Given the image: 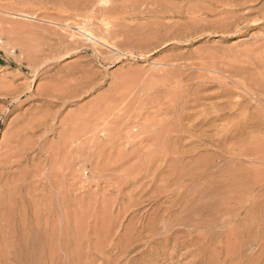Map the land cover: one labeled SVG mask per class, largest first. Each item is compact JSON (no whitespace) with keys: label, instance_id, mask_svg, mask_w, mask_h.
<instances>
[{"label":"rangeland","instance_id":"obj_1","mask_svg":"<svg viewBox=\"0 0 264 264\" xmlns=\"http://www.w3.org/2000/svg\"><path fill=\"white\" fill-rule=\"evenodd\" d=\"M219 1L0 0V264H264V0Z\"/></svg>","mask_w":264,"mask_h":264},{"label":"bare ground","instance_id":"obj_2","mask_svg":"<svg viewBox=\"0 0 264 264\" xmlns=\"http://www.w3.org/2000/svg\"><path fill=\"white\" fill-rule=\"evenodd\" d=\"M213 1V0H212ZM235 1V0H234ZM94 2V1H93ZM215 2V1H214ZM222 2V1H221ZM221 2L218 0V2L217 3H220L221 4ZM232 2H233V0H232ZM213 4V3H212ZM223 4V3H222ZM184 6V5H183ZM205 8V7H204ZM203 8V9H204ZM224 8V7H223ZM228 8V7H227ZM195 9V8H194ZM201 9V8H200ZM203 9H202V11H203ZM207 9H210V8H208L207 6H206V10ZM73 10V9H72ZM188 11V10H187ZM228 11V10H227ZM195 12V11H194ZM199 12L200 11H198V14H199ZM212 12H214V9H213V11ZM210 13H211V10H210ZM195 14H196V12H195ZM198 14L196 15V16H194V17H197L198 16ZM201 14H202V12H201ZM201 14H199V16L201 15ZM163 16V15H162ZM165 16V15H164ZM159 17V16H158ZM193 17V18H194ZM189 18V17H188ZM199 18V17H198ZM202 18V17H201ZM224 18H225V16H224ZM74 19V18H73ZM76 19V18H75ZM191 19V18H190ZM80 20V19H79ZM82 20H83V18H82ZM81 20V21H82ZM84 21V20H83ZM191 21V20H190ZM200 21V20H199ZM85 22V21H84ZM196 22V21H195ZM59 23V22H58ZM106 23V22H105ZM194 23V22H193ZM68 24V23H67ZM72 24V23H71ZM83 24V23H82ZM81 24V25H82ZM85 24V23H84ZM87 24V23H86ZM89 24V23H88ZM199 24V23H198ZM69 25H70V23H69ZM76 25H78V22L76 23ZM83 26V25H82ZM81 26V27H82ZM85 26H88V25H85ZM84 26V27H85ZM89 26H91L90 24H89ZM88 26V27H89ZM86 28V27H85ZM91 29H93V28H91ZM91 29H84L83 31H85L84 32V34L86 35V36H89L91 33H92V30ZM106 30V29H105ZM94 33V32H93ZM94 34H96L97 35V37H99V40L100 41H102V42H104L107 46H113V47H116L117 46V44H118V41H117V38H119L118 37V35L115 33V32H111V31H109L108 32V34H107V32H106V34L104 33L103 34V32L102 31H100L99 30V32H97V33H94ZM62 43V42H61ZM51 44V43H50ZM60 46V45H59ZM27 49V48H26ZM40 50V49H39ZM32 51V50H31ZM42 51V50H41ZM46 51V50H45ZM26 52V51H25ZM129 52H131L132 53V51H129ZM34 53V52H33ZM32 55V54H31ZM34 55V54H33ZM37 56H38V54H37ZM39 57V56H38ZM38 57H37V59H38ZM32 59V58H31ZM40 59V58H39ZM39 61V63H40V60H38ZM36 64V63H35ZM43 64V63H42ZM36 73V72H35ZM263 75V74H262ZM263 78V77H262ZM9 93V92H8ZM51 127V126H50ZM123 216V215H122ZM124 217V216H123ZM165 217V216H164ZM125 218V217H124ZM127 219V218H126ZM132 220V219H131ZM120 220H118V222H119ZM131 222V221H130ZM132 222H134V219L132 220ZM120 224H122V222L120 223ZM143 224V223H142ZM134 225V226H133ZM128 227V226H127ZM137 228V226L135 225V224H130V226H129V229H130V231H131V229H136ZM138 230V229H137ZM136 231H134V233H135ZM127 233H129L128 231H127ZM133 233V234H134ZM131 235H132V232L130 233ZM170 237V236H169ZM136 238H138V237H136ZM171 238V237H170ZM132 239H134V238H131V240ZM188 243H189V241H188ZM152 255V254H151ZM203 261V260H202ZM258 261V260H257ZM258 263V262H257ZM252 264V263H251ZM260 264V263H259Z\"/></svg>","mask_w":264,"mask_h":264}]
</instances>
